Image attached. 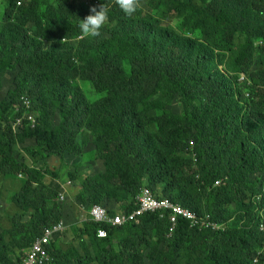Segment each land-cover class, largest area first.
<instances>
[{
  "label": "trees",
  "instance_id": "1",
  "mask_svg": "<svg viewBox=\"0 0 264 264\" xmlns=\"http://www.w3.org/2000/svg\"><path fill=\"white\" fill-rule=\"evenodd\" d=\"M1 1L0 175L21 187L9 211L0 192V264L68 211L133 210L142 187L222 228L179 218L168 234L165 210L98 237L87 215L50 241L52 264H264V0H137L131 16L116 0ZM101 3L100 35H82ZM87 144L99 169L69 173L60 200L63 156Z\"/></svg>",
  "mask_w": 264,
  "mask_h": 264
},
{
  "label": "built area",
  "instance_id": "2",
  "mask_svg": "<svg viewBox=\"0 0 264 264\" xmlns=\"http://www.w3.org/2000/svg\"><path fill=\"white\" fill-rule=\"evenodd\" d=\"M91 1V0H88ZM25 107L28 109L29 101H24ZM30 123H33V117L29 116ZM21 119H17L15 127L21 125ZM33 126V125H30ZM68 184L70 182H67ZM66 189L62 187L59 193V199L64 198ZM136 207L129 212H116L110 215L105 207L100 204H92L88 209L89 219L97 223L96 234L98 237H105L106 230L102 227L106 225H121L129 222H138L139 217L146 212H160L168 211L169 228L168 234L174 230L179 218L188 220L191 227L203 228L212 227L214 230L222 228V224L209 219L210 215L201 217L197 212L190 211L183 206L170 201L168 198H158L153 195L148 187H142L140 193L136 197ZM65 225L62 220L45 226L39 236L33 240V244L25 251L22 261L17 264H52V257L48 250V245L51 240L62 235Z\"/></svg>",
  "mask_w": 264,
  "mask_h": 264
},
{
  "label": "rangeland",
  "instance_id": "3",
  "mask_svg": "<svg viewBox=\"0 0 264 264\" xmlns=\"http://www.w3.org/2000/svg\"><path fill=\"white\" fill-rule=\"evenodd\" d=\"M2 8H4V2L0 0V14L2 12ZM9 81V80H8ZM7 81V82H8ZM7 82L4 85H7ZM7 87V86H6ZM6 89V88H5ZM2 92L1 94H3ZM171 110L173 113H179L180 112V106L178 104H173L171 107ZM15 127V126H14ZM14 129H17L15 127ZM92 145L87 144L84 147V150L81 155H67L64 154L63 156V161L59 168H60V173H61V178L60 181H68L70 182L68 185H66V190L71 186L73 183L70 178H69V173H74L78 177V180L81 181L87 174H93L96 173L99 169V163L92 158V150L91 147ZM24 155L25 158L28 160L30 164H35V165H40L42 163V158H41V153L37 152L34 149V146L31 145L29 150H24ZM19 180H21V177H18ZM7 184V185H6ZM21 184L19 181H15V185H9V183L4 180V177L0 175V192L4 193V199H5V209L6 211H9L8 207L9 204L11 203V196L16 190H20ZM67 192V191H66ZM66 194V193H65ZM66 196V195H65ZM64 196V197H65ZM1 207L2 203L0 202ZM1 209V208H0ZM4 210L3 212L0 213V219H1V228L0 229V234L4 232V228L6 226H9V220L7 219V216L4 215ZM88 215V210L86 208L80 207L79 212L73 213L72 211H68L65 213V217L62 218V221L65 225V229L62 232V238L63 241H65L66 244H69V240L72 236L70 226L75 223L81 222L86 216ZM63 243V242H61ZM68 245L64 246V249H68ZM22 255L20 254L19 258Z\"/></svg>",
  "mask_w": 264,
  "mask_h": 264
},
{
  "label": "clouds",
  "instance_id": "4",
  "mask_svg": "<svg viewBox=\"0 0 264 264\" xmlns=\"http://www.w3.org/2000/svg\"><path fill=\"white\" fill-rule=\"evenodd\" d=\"M116 2L120 9L128 16H131L138 7L137 0H116ZM107 15V8L102 3L98 8L95 6L90 8L89 14L80 19L78 23L81 34L91 37L100 35V30L105 25Z\"/></svg>",
  "mask_w": 264,
  "mask_h": 264
},
{
  "label": "crops",
  "instance_id": "5",
  "mask_svg": "<svg viewBox=\"0 0 264 264\" xmlns=\"http://www.w3.org/2000/svg\"><path fill=\"white\" fill-rule=\"evenodd\" d=\"M67 182H68V181L61 183V186L64 187L65 189H66V185H68ZM65 193H66V192H65ZM63 199H64V198H63Z\"/></svg>",
  "mask_w": 264,
  "mask_h": 264
}]
</instances>
